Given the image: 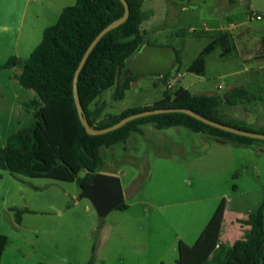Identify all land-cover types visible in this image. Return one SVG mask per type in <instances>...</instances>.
<instances>
[{
	"label": "rangeland",
	"instance_id": "rangeland-1",
	"mask_svg": "<svg viewBox=\"0 0 264 264\" xmlns=\"http://www.w3.org/2000/svg\"><path fill=\"white\" fill-rule=\"evenodd\" d=\"M75 2L42 0L37 15L32 8L26 16L0 14V145L26 123V102L37 96L33 89L20 85L16 78L19 66L2 65L12 55L28 58L45 28ZM188 12L181 23L160 24L155 30L152 41L165 46L148 48L128 59L126 69L131 74H145L139 79L141 90L137 83L123 98L114 99L110 88L92 106H101V117H106L133 103L156 100L165 88L160 75L168 71L170 76L183 77L182 85L196 92L223 96L246 86L255 98L222 105L224 120L264 131V58L247 59L255 50L240 39L226 54L215 45L206 57L204 72L191 73L189 65L210 38L195 34L200 33L205 15ZM190 27L197 30L192 32ZM177 55H182L181 62H174ZM144 132H132L126 142L101 147L104 171H120L123 185L137 177V190L126 202L137 196L158 204H130L128 210L115 208L100 217L91 200L80 197L81 188L75 181L13 175L0 169V233L7 236L0 264H88L91 258L93 264H176L178 254L172 247L182 227L179 213L183 208L189 211L191 225L215 209L221 196L230 197L235 188L247 204L262 197L264 141L255 140L253 145L229 142L226 150V143L184 126L157 129L146 124ZM233 147L235 153L230 152ZM239 147L248 151L239 152ZM223 263L221 253L218 264Z\"/></svg>",
	"mask_w": 264,
	"mask_h": 264
},
{
	"label": "trees",
	"instance_id": "trees-1",
	"mask_svg": "<svg viewBox=\"0 0 264 264\" xmlns=\"http://www.w3.org/2000/svg\"><path fill=\"white\" fill-rule=\"evenodd\" d=\"M184 1V0H181ZM129 16L108 31L95 45L78 77L80 102L92 128L110 126L125 116L147 109L185 107L211 120L234 127L258 131L237 121L226 122L222 105H237L254 94L246 86L235 87L223 96L195 95L189 89L165 85L163 97L145 107H130L119 114L101 117L102 107L92 106L107 89L114 88V99H121L129 89L134 75L126 69L128 59L143 42L146 33L140 26L148 14L142 9L143 0H127ZM121 0H76L64 7L57 21L46 27L42 39L28 58L12 55L3 67H20L16 74L21 86L33 89L36 97L26 102L29 118L11 133L4 146L0 145V169L13 175L50 177L75 181L81 188L91 183L97 172H103L105 158L101 147L126 142L132 132L142 133L140 125L153 123L155 128L184 126L224 142L251 144L262 140L236 134L183 112L150 114L126 122L123 126L102 134H90L83 126L74 98V75L88 46L99 32L124 14ZM216 42L209 43L189 66L192 72H203L205 56ZM229 52L224 48V54ZM165 78L170 76L167 72ZM255 98V97H254ZM249 101V100H248ZM84 172L83 175H80ZM2 174L0 173V179ZM117 209H126L124 200ZM225 202L222 200L193 245L179 242L176 264H208L218 244ZM20 212L16 211L17 221ZM249 226L242 238L224 251L223 264H264V197L259 207L242 220ZM7 236L0 233V261ZM95 251V246L93 247ZM91 258L88 264H93Z\"/></svg>",
	"mask_w": 264,
	"mask_h": 264
},
{
	"label": "crops",
	"instance_id": "crops-1",
	"mask_svg": "<svg viewBox=\"0 0 264 264\" xmlns=\"http://www.w3.org/2000/svg\"><path fill=\"white\" fill-rule=\"evenodd\" d=\"M23 1L24 3L20 4L18 0H16V2L14 0H0V14L6 15L7 13L8 14L19 13L26 16L27 14H29V10L31 8L32 10H34L33 13L35 12L36 15L40 11H42V6H41L42 0H23ZM28 1H32L34 3L30 4ZM13 8L14 9L16 8L17 12H14ZM142 9L148 14L147 18L142 21L140 26L141 30L146 33V39H147V42L145 43L142 52H144L148 48L154 49L165 46L166 44L164 42H156L155 40L152 41L151 37L155 33V30L158 28L160 24L181 23V21H183L182 19L187 14V11H189L188 13L202 12L206 17V21L202 20L199 25L201 26L202 24L206 23L208 29H199L200 33H195L197 35H202V37L203 35H207V37L210 38L208 43L205 44L208 45L209 43L214 41L216 42V45L221 46L223 49L226 48L228 51H230L232 48L236 47V42H238V40L243 39V42H248L247 46H249L250 49L255 50L254 52L250 53L247 56V59L253 60V59L264 58V20L249 21L247 18V14L250 9H254L258 12L264 13V0H184V1L143 0ZM205 46H203L202 49H199L195 59L199 56V54L205 48ZM141 53L137 55H140ZM210 53H208L205 56V66H206V57ZM223 56L224 54L222 55V57ZM131 58L133 57H130L129 59ZM177 59L181 62L182 55L181 56L177 55L174 59V62L177 61ZM263 63L264 61L261 62V65H263ZM167 72L168 71H166L165 73ZM190 72L194 73L192 71ZM165 73H161L160 76H163ZM144 75L145 74L142 73H137L136 75H134L133 81L130 83L129 88H131V85H136L137 83L139 84L141 82L140 80L143 79ZM180 78L178 84L190 90L188 86L182 85L183 77ZM111 89L114 90V88ZM137 89L138 90L142 89L141 83ZM190 91L195 95L217 94L214 92L203 93V92H196L193 90ZM162 97L145 103H133L131 106L121 109L116 114H119L123 110L130 107L149 106L155 103L156 101L160 100ZM146 124H151L155 128L153 123L141 124L140 127L143 130V132L138 134L145 133L144 126ZM207 136L216 139L218 142H221V140H219L216 137L209 135ZM223 142L224 141H222L221 143L223 144ZM254 142L255 141H253L251 144H235V145H253ZM224 143H226L225 144L226 146L225 147L223 146L224 149L228 150L227 145L229 142H224ZM234 149L235 147L231 148L230 152L235 153ZM241 150H243L244 152L248 151L245 148L239 147L238 151L240 152ZM103 172L121 176L120 171H103ZM136 182H137V177L133 178L130 182H128L127 185L125 184L123 185L125 199H127L128 196H132L133 192L137 190L138 186ZM262 190H263L262 197L259 200L257 199V201L255 199V202L252 203L255 205L247 204L246 199L243 196L244 194H241L242 192H240L236 188L234 189V191H232L230 197H226V194L223 193L225 195L221 196V199L219 200L215 209L211 208L209 210V213H206L201 221H197V219L195 218L192 221L191 225H189V222L187 221L189 211L186 210V208H183V213L182 212L179 213L180 225H182V227L180 228V231L176 234L175 243H173V247H172L173 250L177 251L178 257H179V242L183 241L188 245H193L196 242V240L199 238L202 231L204 230L205 226L207 225L208 221L210 220L211 216L213 215L219 203L222 200H224L225 211H224L218 244L216 246L213 255L209 258L208 261V264H218L220 262L221 253H224L225 249L231 246L235 240L242 238L244 235V231L249 228V226L243 223L242 220L248 218V215L259 207L264 197V187L262 188ZM126 203L128 204V208L124 210H128L130 204H158L155 201H151V200L145 201L144 199H142V197H137V196H135L133 199H131ZM218 251L220 252L218 253ZM178 257L176 258V261Z\"/></svg>",
	"mask_w": 264,
	"mask_h": 264
},
{
	"label": "water",
	"instance_id": "water-1",
	"mask_svg": "<svg viewBox=\"0 0 264 264\" xmlns=\"http://www.w3.org/2000/svg\"><path fill=\"white\" fill-rule=\"evenodd\" d=\"M124 4L125 10L124 14L114 20L112 23H110L108 26H106L104 29H102L99 34L94 38V40L91 42V44L88 46L85 54L83 55L79 66L76 69L75 75H74V98L75 103L77 106V110L79 113L80 120L85 127L86 131L90 134H102L106 133L108 131L117 129L121 126H123L126 122L133 120L138 117L147 116L150 114H158V113H167V112H183L187 113L206 124H209L211 126H215L217 128H221L236 134L249 136L253 138H259L264 139V133H260L257 131H251L246 130L238 127H234L228 124H223L221 122L211 120L207 117L202 116L201 114L193 111L192 109L185 108V107H163V108H154V109H147L143 110L134 114H130L128 116L123 117L118 122L104 127V128H92L87 118L85 117L79 94H78V77L79 73L85 64L90 52L93 50L95 45L99 42V40L110 30L116 28L121 23H123L129 16V5L127 0H121ZM145 46V42H143L139 48L132 54L131 57L136 56L137 54L141 53L143 48ZM80 197H86L89 198L92 202V204L95 206L97 214L100 217H105L110 213L113 209H115L119 204H121L125 199V193L123 184L121 181V178L114 174L104 173V172H97L91 183L85 186L81 187Z\"/></svg>",
	"mask_w": 264,
	"mask_h": 264
},
{
	"label": "built area",
	"instance_id": "built-area-1",
	"mask_svg": "<svg viewBox=\"0 0 264 264\" xmlns=\"http://www.w3.org/2000/svg\"><path fill=\"white\" fill-rule=\"evenodd\" d=\"M247 18L249 21H260L264 20V13L258 12L254 9H250L247 14ZM199 29H208V26L206 23L202 24ZM197 28L191 27V31H196ZM179 75L174 76H168L165 78V85L168 89H173L176 85L179 83ZM164 78V76H162Z\"/></svg>",
	"mask_w": 264,
	"mask_h": 264
}]
</instances>
